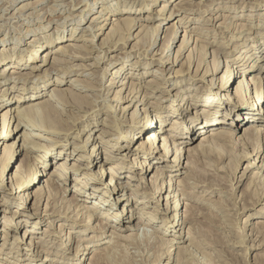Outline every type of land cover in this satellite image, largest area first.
Instances as JSON below:
<instances>
[{
  "label": "rangeland",
  "instance_id": "obj_1",
  "mask_svg": "<svg viewBox=\"0 0 264 264\" xmlns=\"http://www.w3.org/2000/svg\"><path fill=\"white\" fill-rule=\"evenodd\" d=\"M86 1L91 4V7L93 5L92 3L96 1L93 9L88 13V17L94 15L99 17V19L101 20L102 17L104 18L107 16V13H105V11H108V8L106 7L113 5L115 7L114 9H117L116 11H114V13L109 12L108 15L109 17H118V20H116L118 22L109 19L108 21L110 23L107 25L105 33H98L95 37V42H98L97 44L99 46H94L91 41L89 42L78 40L79 37L83 36L91 38L89 33L90 31L92 32V28L94 29V26L98 24V22H100L99 19L95 22H92L91 26H89V18H86L84 22L78 24L79 29L72 34V31L74 30L72 27H74L76 23H78L77 20L80 21V16L74 15L81 12V9L86 6L84 4ZM107 1H110V3H107ZM151 1L152 0H85L83 3H80L81 0H0V55H3L2 57H0L3 59L2 61H0V71H2V65L6 61L11 60L8 66L10 67L14 63V58L19 55L18 53L14 54V51L9 48L15 43L14 41H16L18 35L27 39L29 38L30 40L34 37H42V35H45L46 37H52L59 31L62 32L65 41L71 40V42L75 43V45L71 47L69 46L70 50L67 54H52L51 58L48 56L47 58H50V61L47 62V64L42 63V60L46 53L45 49L48 47V44H45L42 47L41 56H39L38 60L21 68V75L29 74L30 76L15 79L8 77V74H6L5 76L7 79H1L2 77H0V93L3 91L4 87L11 88L12 86H14V84V88L8 91L9 95L13 96L17 93L24 94L27 92L29 94V97L27 96V98L23 99L21 103H17L14 105H21L22 108L23 106H26V103H28L30 99H33L35 97H40V100H46L48 98V95H50V91L53 87H59V89L63 88L68 90L72 89V91H74L76 94L70 99L69 104H64L61 101L55 99L53 108H50L49 115L51 117H53L55 120H64V123L62 122L59 127L61 133L60 131L59 133H57L58 131L55 132L51 130L42 131L43 134L48 135L52 140L46 141L38 139V142H40L41 144L52 147V150L49 151L48 154V156L51 157V160L50 158H47V160L49 159L47 161L49 163V166L46 167V172L54 169L55 162L58 160L60 161L61 159H63L62 161H66V165L69 166V171L72 170L69 162L71 163L73 161H77L79 155H86L85 157L91 156L89 151L90 149H92L93 144L90 141L88 142L89 135L91 134L92 136H97L103 133L104 130L107 131L103 136L104 139H106L108 142H99V156L95 159L93 167L90 169L88 168V171L84 169L83 173L91 172V175L95 174V177L97 175L98 178L97 173L101 168L99 161L106 157V153L114 155L115 158L109 162L102 161L101 163H104L105 166L115 161L123 162L126 164V167L121 171V181H133V184H131V186L127 188V191H129L128 193H130V188L134 191H139L140 193L145 191V189L141 186L136 188L137 185L143 184V182H141L140 178H138V176H136V174L134 173V171H140V169L136 167L132 168V164L134 163V161L136 162V160L134 159L138 158L141 160H146V162H151V166L159 164L160 167L162 166L161 168H165V173L162 176L163 180L160 179L159 181H157L158 184L155 186V191H153V193L151 191V193L149 192L147 194H137L139 202L136 203L135 200L129 199L128 201L126 199L118 201L116 204H114L113 207L107 206L105 209L103 207L99 208H101V211L107 210L111 212L113 211L114 213H122L123 206L125 205V207L131 210L133 214H136L137 212H139V209H137L135 205L140 204V206H143V203H140V201H146L147 206L146 208H144L145 215L151 216V213H154V215L152 214V216L155 217V220L153 222H150L148 226H144L146 227L145 229L147 231L149 230L150 232L153 231V233L158 237L171 238L174 242L176 241L177 244H180V241L176 239L177 237L174 236L177 233H175L174 231L170 232L169 230H165L160 227V225L165 226L166 220L164 219L168 218V216H171L174 213L167 208L165 200L170 188L169 184L166 185V182L168 183L170 179V176H166V173H169L170 170H172L171 166L174 164L172 162L163 163V160L158 158L164 156V153L150 154L144 153L140 150H136V147L140 144V142H144L149 137L148 133L141 137L140 140L135 139V141L128 149H118L114 151V149L112 148L109 149L110 147L108 145L110 144L108 143L111 142V137L114 138L116 136H120V134L122 133L124 134V132H121L120 129H122V131L130 130L132 125L135 124L136 121L144 117L146 108L148 109V112L153 115L155 122V129H153L149 133L157 131V133H159L161 137H167V139L170 140L169 144H172L175 147L171 150V154L175 152L176 155V153H178L176 147L180 145L182 140L176 138V136H169L172 133L178 134L177 131L173 132L172 124L175 123V121L184 122L182 121V117L190 114L193 108H191L189 112L184 111L182 116L177 113H173L172 111L170 112L165 108L160 110L156 115L157 110L154 107V104L156 105L155 102L160 100L161 97L166 96L163 99L164 106L168 107L172 105L171 103H178L179 100H177L176 96L173 94V92L175 91H169V95L164 92L167 87H170L169 89H171L177 83H182L184 85L185 93L187 95L197 93L202 94L203 92L208 91L211 88H214V90L218 89L217 85L220 84L222 75H224L227 70V63L229 65L235 64V66H237L239 70H243L242 68L244 66L238 62L236 63L239 55L242 54L243 51L248 49L250 45L258 44L259 42H262L264 40V1L186 0L189 1L190 4L187 3L183 5V8H181L179 12L174 14L170 19L164 20L162 23V25L166 24V26H169L174 21L181 18L185 21V23H187V26L185 27L186 29L182 32L179 38L177 37L175 39V44L170 47L171 58L172 56H175L177 53H179L176 56L175 62H165L164 64H161L162 58L160 55L156 54V52L159 51V49L163 45L164 41H166L164 39L159 40L154 47L150 48L149 52L153 53L149 55H145L142 49H139V51L137 52L132 51L134 47L133 45H135L138 39H127V36H129L128 34L125 36L126 41L124 39L122 43H117V45L111 44L110 41V44H108V42L106 46L100 44L102 40L108 37L113 27H118L120 25L119 21L124 23L127 16L137 17L135 19L139 23L131 31L132 35L134 34L133 36H136V33H138L140 29L143 28L141 23H143V25L149 24L150 26L154 24V21L147 20L146 18L147 15L155 17V19H158V17H160V15L158 14L151 15L150 12L146 13L148 4ZM163 3L167 4V9L174 10L175 6H177V0H158V2H156V5H154L159 10V12L163 8ZM126 5H133V10L131 12H125L124 10H122ZM225 5L227 6L226 8H224ZM102 7H104L105 9L104 12H99ZM32 12L35 13V16L32 14ZM37 14H39V16ZM67 16H73L74 18L66 19ZM175 17L177 18L175 19ZM14 26H16V28H14ZM29 28L33 30H30ZM162 28L163 26H161V29ZM19 30H22L23 33H18ZM164 34L165 33H162V36H164ZM147 36H149V34ZM2 37H5L6 40L2 41ZM158 37H160V34ZM37 42L38 44H44L42 43V40H39ZM259 45L261 46H259V49H256V51L255 49H251L248 51L254 52L252 54V58L256 57V59L259 60V65H264V43H259ZM27 46L28 45H25L24 48H28ZM235 47L241 48L242 51L240 53L238 51L236 52V50H234ZM5 48L7 50H3ZM205 50L208 51L207 54L204 53ZM215 51L217 52L215 53ZM202 52L206 54L205 57L207 58V60L209 62L211 61V66L216 60L218 61V59L221 58V64L218 71H214L212 67L208 66V63H204V61H202L201 57L204 55ZM24 53H28V50H25ZM56 60H60L61 62L63 61L64 64L59 65L57 63H54L53 61ZM122 61H125L123 63L125 65H122L121 63V65L119 66H123L124 75L128 71H135V68L131 67H137V65H140L138 69H136L137 72H140V74L137 75V77L140 78L136 79L137 82H139L138 88L140 87V90L135 100H124L119 102V106H123V108L125 107V110H118L114 113V115H112L106 106L104 98L108 99L109 103L111 104L118 103L114 101V99H116L115 93L116 91H118V86H116V84L111 85L112 79L116 78L118 74L114 75L112 74V71L118 68V63ZM249 62L250 60L247 63ZM32 64H36L39 69L32 70ZM107 65L109 66V70L105 71V67ZM65 67L67 68V70L65 72H62L60 69ZM249 73H252L253 75L259 74L260 76L264 77V71H258L256 68H249V70H246L245 74L248 75ZM156 75H163V77L164 75H167V77H169V81H163L164 79H159ZM55 77L62 78V84H55ZM75 78L78 80H73ZM102 78L103 80H101ZM242 79L243 76H240L238 74L235 77V83H233V86L228 89H230V91H233L234 93L236 91V85ZM13 80L15 82H13ZM191 82L194 83L192 84ZM212 83H215V87ZM8 84L9 86H6ZM38 84V89H41V92L37 93V95L35 96H32L33 91L36 90L34 89V87L38 86ZM44 85L46 86L42 89ZM85 87L87 88L85 89ZM251 91H253L254 95L256 92L255 85H252ZM87 94L90 96L89 98H85L84 100L82 99L83 97L80 96ZM96 98L100 102L99 106H96L94 104V99ZM152 101L154 102L153 104L151 103ZM224 101L225 102L221 103L222 105H220V107L215 109L216 111L213 110L216 112V115L220 120H224V118L226 117V113H229L232 109V107L228 105L229 100ZM217 102L218 101H215L214 104H216ZM93 109L95 110L93 111ZM5 113L6 109L4 111L0 110V131H3L6 128L9 121H11L10 126L14 127L15 131L12 132L9 137L2 138L0 135V176H2V174L4 173V165L2 164L4 147L6 143L12 144L13 141H17V153H13L14 147L11 146L7 150V154L11 157V161L8 167L5 169V184L10 185V176L19 167L21 162L28 156H30V158L32 159V164H34L35 161L38 162L36 157H38L40 151L36 149L26 150L22 148L23 138L25 137L23 135V132L28 130L30 131L32 127L28 126V128H26L24 125H18L19 118L11 119L9 115L5 116ZM159 115L163 116V123L156 120ZM6 117L7 119L5 120ZM236 117L237 115H235V118ZM228 118H225L226 120L224 123H222V125L215 127H208L204 123L203 125H205V127L197 131V134L192 140L191 145L193 147H196L202 139V134L205 133V135L209 136L212 143H216H213L215 148L218 147V149H223V146L221 144H223L224 140H219L217 137L212 136L210 133L214 132L216 134L218 131L227 130L229 127L232 128L234 135L237 137V140H239L242 134V130L240 131V128L244 123L247 122V120H245L244 122H240L236 126H233V121L231 120L228 122ZM115 124H119V130H115L114 128H112ZM160 125H162L163 129L159 128ZM27 138L29 139L30 137ZM185 141L184 145H186ZM93 142L96 141L94 140ZM85 143L87 145H85ZM158 143L159 146H163L164 143L162 138L159 139V141L157 139V144ZM77 145H83L85 146V149L74 151L73 148ZM219 145L222 147H220ZM88 148L90 149L88 150ZM227 148L232 150L231 147ZM111 150L113 152H111ZM234 150L236 154L233 153L234 155H231V157H229L233 159L232 161H230V159L226 156L217 161H214L208 156L200 155V166H198L200 167L199 170L201 169V171L203 172L206 180L204 178V180L200 179L201 181H195L191 179L192 184L185 188L186 191L190 192L180 195L181 204L179 206V212L181 213V217H184L183 214H187V212L185 213L187 206L195 205L198 208L197 212L199 211L197 220L192 223L188 222L184 227L186 231H190V228L196 231L187 234L185 239H183V243H181L186 247L185 249H188V255L191 257H188L189 259L186 258V260H190L188 261L190 263L187 264H264V197L261 200V203L256 204H253V201L247 204L246 200L243 199V190L249 188V190L251 189L254 191L255 189L264 187V182L262 184H259L261 186H254V180H258L256 179V177H254L256 176V172H260L259 175H262L261 181H264V166L261 167V169L258 168L261 164L264 165V152L263 154L259 153V155L257 156L253 154L251 157H245L244 155L252 154V150L250 151L242 145L239 146L238 149L234 148ZM59 152L61 153L58 154ZM232 152L234 151L232 150ZM171 154L168 155L169 158L174 157V155L172 156ZM130 156L132 157L131 159ZM238 156L240 158H238ZM126 157L129 158L126 159ZM81 162H85V164H87V161L85 160H82ZM39 164L41 163L39 162ZM165 164L169 165V167L163 166ZM181 167L182 165L179 168ZM155 171L156 168L149 173L148 178L151 179L150 176H152ZM189 171L190 170H186L183 168V172L178 171L177 174H175V172H171L170 174L173 175V178L177 180L176 182L178 183V180H185L187 179V177H190L191 172ZM70 174L72 176L74 175V172H71ZM129 175H132L130 179L128 178ZM45 178V173L41 174L37 180V185L41 187L47 185V182L42 181V179ZM109 179L110 175L107 176L105 185L103 184L100 186L101 189L106 187ZM59 182H61L63 188L60 190L56 198L51 197V199H48V192H46V195H44L38 202V206L34 205L35 198H33L30 203L31 208H28L26 210L23 207L18 206V198L20 197V194L23 190L19 194L17 193L14 196V194H11V190L8 188V185H3V187L0 185V250L2 248V251H0V260L2 263L11 264L10 260L17 261L20 264H27L32 262L31 259L33 258V256H35V254H24L27 248L33 247L29 244L31 243V236L33 237L34 241L42 243L43 248L47 250L45 252H40V254H36L38 257L46 258L43 264L73 263L74 261H76V258L78 260L75 249L79 244H88L91 247L89 253H86L84 255L87 257L86 262L81 264H92V255H95V253H97L96 255L98 257L99 253V255L104 256L106 254L105 250L107 249L106 251H108L109 247L112 248L113 252L110 251V254H108L110 257L104 264L178 263L179 257L176 253L175 247L169 248L171 249L169 250L168 245H165L162 248L160 243L156 244L158 246H146L147 244L145 243H147V241L143 240L146 239L145 236H143L144 224L141 225V229L139 231L117 229L115 231L117 232L118 236H116V234L110 236L109 234H111L112 230H114L112 226L107 225V230L104 231L105 229L102 228L101 222L98 219L91 220V225L94 227L89 225L85 228L83 227L84 225L75 222L70 217H65L63 213H60V211L55 212L56 208L57 210H59L58 207H60L62 201H65L67 203L71 201V196L75 189L74 185L76 183V181L74 182L72 178H67L65 182L59 180ZM176 182L174 184V188L175 186H178ZM207 182H209V185L206 184ZM210 182L213 183L210 184ZM46 187V191L52 189V187ZM157 187L159 188L157 189ZM54 190L55 189H53L52 191ZM83 190V195L86 198L88 196V198L85 199L84 196H81V200H79L77 208L81 209L79 210V215H83L86 217L88 214L86 213V208H84L83 205L90 204V202L92 204L95 198L98 197V193L93 194L94 190L89 186L85 187ZM176 190L178 191L179 189L175 188L170 195L172 196V194L180 192V190L178 192ZM124 193H126V191H119V195L118 193H114L110 199L112 200L114 196H121V198H126L128 193ZM10 195L11 197L13 195V198H10ZM3 197L9 198L8 207L2 205ZM182 202L188 203V205L185 206V204H183ZM19 208L21 209V213H16L15 215L14 209ZM131 211L126 213L125 210L122 216L124 218H127L128 216H130ZM97 214L100 216V213L97 212ZM3 215H6L7 217L4 218ZM10 217L13 219H17V223H21L23 219L29 220L31 222L23 223L19 234H17V237L14 236V233H11L7 242H5V240L3 241V228L5 220L9 219ZM245 219H249V223L246 227L242 225ZM147 220L148 219H145V221ZM35 221H38L37 226L33 228L36 232L34 234H30L27 240L28 242H26L27 235L29 233L27 232L25 234V231L27 229H30V225H33L34 223L32 222ZM134 223H136V220L133 221V224ZM179 226L180 225H178V227ZM259 226H261V229L263 228L262 231ZM61 228L63 230V233H66L65 229H73L75 231L85 230L86 232L84 235H80L78 232H75V235L79 234L80 237L85 239H82L80 242L77 241L78 243L76 242L71 247H62V245H64L68 241L64 243L62 241V236L61 238L56 236V233H58V231L62 232ZM124 228L125 227L122 226V229ZM164 231H166V233L168 234L162 235V232ZM135 232H139L140 237H142L141 246H135L132 244L133 238L131 239V236H129V234ZM66 235H68V231ZM119 235L121 238L119 237ZM127 235L130 237L129 240L125 239L128 237ZM122 236L125 238H123ZM65 237L66 236H63V240ZM158 237H156V240L160 241V238ZM20 238H24V241L20 242ZM40 238H43L45 240H41ZM97 239H100L101 245H94V242H97L95 241ZM192 239L194 242L193 244H190ZM130 242L131 244H129ZM13 243H15V245L18 244L20 248L14 247ZM111 243L115 244L116 246ZM144 245L146 248L144 247ZM169 245H171V243ZM159 246L161 247L159 248ZM72 249H74V252H72ZM13 250L19 252H14ZM157 254L160 255V262L154 261ZM6 258L9 260H5ZM53 259L58 260V262L52 261ZM35 262L36 261H34V263Z\"/></svg>",
  "mask_w": 264,
  "mask_h": 264
},
{
  "label": "bare ground",
  "instance_id": "obj_2",
  "mask_svg": "<svg viewBox=\"0 0 264 264\" xmlns=\"http://www.w3.org/2000/svg\"><path fill=\"white\" fill-rule=\"evenodd\" d=\"M84 1L85 0H81L80 3H83ZM156 2H158V0H152L148 4V9L146 10V13L150 12L151 15H155V14L160 15V17H158V19L157 18L155 19V17H151L150 15L149 16L147 15V17H146L147 20L154 21V24H152L150 26L149 24L143 25V23H141L143 28H141L140 31L138 33H136V36H133L134 34L132 35L131 31L139 23L135 19L137 17H128L127 16L124 23L119 21L120 25L118 27H113L111 33L108 32L109 33L108 37H106V39L102 40L100 42V44L103 46H106V44L110 41L111 44L117 45V43H122L125 39V36L128 34L129 36H127V39H133V38L138 39L136 41L135 45H133L134 47H133L132 51L137 52V51H139V49L140 50L142 49V51L144 52L145 55L146 54L149 55V54L153 53V52H149L150 48L154 47L155 44L159 40L164 39L166 41H164L163 45L161 46L159 51L156 52V54L161 56V58H162L161 64H164L165 62H175L176 56L179 53H177L175 56H172V58H171L170 47L175 44V39L177 37L179 38V36H181L182 32L186 29L185 27L187 26V23H185V21L182 18L177 19L176 21H174L169 26H166V24L162 25V23L164 20L170 19L174 14L179 12L181 10V8H183V5L189 3V1L177 0V6H175V9L173 8L174 10L167 9V4L163 3V5H162L163 8L160 10V12L155 6ZM107 3H110V1H107ZM76 4H78V3H76ZM84 4L88 7L85 6L86 8L85 7L82 8L81 12L79 14L74 15V16H80V21L77 20L78 23H76V25L74 27H72L74 29L72 31V34L75 33L79 29L78 24H80L81 22H84V20L86 18H89V21H90L89 26H91L92 22H95L99 19V17L94 16V15L88 17V13L93 9L94 5L96 4V1H94L92 3L93 4L92 7H91V4H89V2H87V1ZM132 6L126 5L124 7V9H122V10H124L125 12H131L133 10ZM189 6H191V5H189ZM226 7L227 6L225 5L224 8H226ZM106 8H108V11H105V13H107V16L104 18L102 17L101 20L99 19L100 22H98V24H96L94 26V29L92 28V32L90 31V33H89L91 38L90 37L88 38V37H85L82 35L83 37H79L78 40L89 41V42L91 41L94 46L98 45L97 44L98 42L97 43L95 42V37L97 36L98 33H101V34L105 33L107 25L110 23L108 20L109 19L110 20L112 19L114 21L118 20V17L114 18L111 16L109 17V15H108L109 12L114 13V11H116L117 9H114L115 7L113 5L108 6ZM104 10H105L104 7H102L99 12H104ZM32 14L34 15L35 13L32 12ZM39 14H37V15L39 16ZM70 16H67L66 19L74 18L73 16L72 17H70ZM90 18H91V20H90ZM176 18L177 17H175V19ZM116 22H118V21H116ZM161 26H163L162 29H161ZM14 28H16V26H14ZM17 29H18V27H17ZM30 30H33V29H30ZM179 31H180V34H179ZM19 32L23 33L22 30H19L18 33ZM162 33H165L164 36H162ZM148 34H149V36H147ZM159 34H160V37H158ZM1 40L4 41V40H6V38L2 37ZM39 40H42L43 41L42 43H44V44H38L37 41H39ZM125 41H126V39H125ZM14 42H15L14 43L15 45L13 44L9 48L14 51V54L18 53L19 55H17L14 58V63L10 67H8V66H9L11 60L6 61L2 65V71H0V77H2L1 79H7L5 76L6 74H8V77L15 78V79L25 78V77L30 76L29 74L28 75H26V74L21 75V72H22L21 68H23L24 66H26L30 63H34L35 61H37L39 56H41V50L45 44H48V47L45 49L46 53H45L44 58L42 60V63H44V64L45 63L47 64V62L50 61L52 54H59V53L60 54H67L68 51L70 50V47L75 45V43L71 42V40L65 41L62 32H59V31L52 37H46L45 35H42V37H38V38L34 37L30 40H29V38L27 39V38H24V37H21L18 35L16 38V41H14ZM110 42L108 44H110ZM259 43L263 44L264 40L262 42H259ZM259 43L250 45V47H248V49L243 51L246 53L242 52V54L239 55L236 63L238 62L241 65H243L244 66L242 68L243 70H239L238 67L235 66V64L229 65L227 63V70L224 73V75H222V79L220 78L221 82H220V84L217 85L218 89L214 90V88H211L208 91L203 92L202 94L197 93V94H192V95L188 94L187 95L185 93L184 85L182 83H177L171 89H169L170 87H167L164 92L169 95V91H171V90L175 91V92H173V94L176 96L177 100H179L178 103H171L172 105H170L168 107L164 106L163 105V103H164L163 99L166 96L161 97L160 100L155 102L156 105L154 104V107L157 110L156 115L159 113L160 110L165 108L166 110L168 109L170 112L172 111L173 113H177L180 116H182L184 111L189 112V110H191V108H193V110H192V112H190V114L182 117V121H184V122L175 121V123L172 124L173 125V132L177 131L178 134L172 133L169 136L170 137L176 136V138L182 140L180 145L178 147H176V149L178 150V153H176V155H175V152H173L171 154V150L175 147H174V145L169 144L170 140H168L167 137H165V136L161 137L159 135V133H157V131H153L152 133H149L153 129H155L154 128L155 122H154L153 115H151V113H149L148 109H146V108H145L144 117H142L140 120L136 121V123L133 124L132 127L130 126L131 127L130 130H127V131L123 130L122 131V129H120V127H119V124H115L112 127L115 130L120 129L121 132H124V134L122 133V134H120V136H118V137L116 136L114 138L111 137V140H110L111 142L108 143V144H110V145H108L110 147L109 149L112 148V149H114V151H116L118 149H121V150L128 149V148H130L131 144L135 141V139L140 140L141 137H143L145 134L148 133L149 137L144 142L141 141L140 144L136 147V150H140L144 153H150V154H153V153L154 154H156V153H162L163 154L164 153V156L158 157V158L162 159L163 163L164 162H169V163L172 162L174 164L172 166L170 165L172 170H170L169 173H166V176H170L168 183L165 181L166 185L167 184L170 185L169 193L166 195V199H165L166 205H167V208L170 209L171 211H173L174 213L171 216H168V218H165L164 219V220H166L165 226L160 225V227L165 229V230H169L170 232L174 231L175 233H177L174 236L177 237L176 239H178L180 241V244H177V242L176 241L174 242L173 239H171V238L158 237L153 233V231L150 232L149 230L147 231L145 229L146 227H144V226H148L150 222H153L155 220V217L152 216V214L154 215V213H151V216L145 215V209L144 208H146V206H147L146 201H142V200L140 201V203H143V206H140V204L135 205V207L137 209H139V212H137L136 214H133V212L131 210H129L127 207H125V205L123 206L122 213H118V212L114 213L113 211L111 212V211H107V210L101 211L102 207L104 209L107 206L113 207L114 204H116L118 201H121V200L127 199L129 201V199H131V200H135L137 203V202H139V199L137 198V194L140 193L139 191H134L131 188H130V193H128L129 191H127V188H129L131 186V184H133V181H129V180H127L126 182L121 181V173H122L121 171L123 168L126 167L125 163L115 161V162H113L109 165H106V166L104 163L103 164L101 163L102 161L109 162L115 158L114 155H112L110 153H106L107 154L106 157L99 161L101 168H100V171L98 173L96 172L98 174V178H97V175L95 177V174L91 175V172L83 173L84 169H86V171H88L87 170L88 168L90 169L93 167V163L95 162V159L99 156V153H98L99 147H100L99 142H101V141L108 142L106 139H104V136H103L104 133L107 131L104 130L103 133H101L97 136H92L91 134L89 135L88 142L90 141L93 144L92 149L88 148V150L90 149L89 153L91 154V156L85 157L86 155L85 156L81 155L82 156L81 157L79 155V158L81 157L83 159L78 158L77 161H73L71 163L69 162L72 170L69 171V166L66 165V161H62L63 159H61L60 161L58 160L55 162V168L54 169L46 172V167L49 166V163L47 162L49 159L47 160V158H50V160H51V157H49L48 154H49V151L52 150V147H48L46 145L41 144L40 142H38V139H40V140L42 139V140H46V141L52 140L51 137H49L46 134H43L42 131H50L51 130V131H55V132L58 131L57 133H59V131H60L59 127L62 124V122L64 123V120L63 121L55 120L53 117H51L49 115L50 108H53V106H54L53 103L55 102V99L61 101L64 104H69L70 99L76 94L74 91H72V89L68 90V89H63V88L59 89V87L58 88L53 87L52 90L50 91V95H48V98L46 100H40V97H35L33 99H30L28 101V103H26V106H23L24 108L23 107L21 108V105H16V106H14V105L17 103H21L23 99L27 98V96L29 97V94L26 92L24 94L23 93H17L15 95L11 96L8 94V91L11 90L12 88H14L15 84L11 88L10 87H4L3 91L0 93V110L4 111L6 109V113L4 115L5 116L9 115V117L11 119L12 118H16V119L19 118L18 119V125H24L26 128H28V126L32 127V129L30 131L28 130V131L23 132V135L25 137L23 138L22 148L26 149V150H28V149H32V150L34 149L35 150L36 149V150L40 151V154H38V157H36L38 162L35 161V163H34L32 161L34 164L31 163L32 159L30 158V156L26 157V159H24L21 162L19 167L10 176V181H9L10 185H8V184H5V169L10 164L11 157L8 156L7 150L11 146V147H14L13 153H17V149H16V142L17 141L16 140L13 141L12 144L6 143V145L4 147V153H3V159H2V164L4 165V173L2 174V176H0V182H1L0 185L2 187H3V185L4 186L8 185L9 186L8 188L11 190V194H14V196L17 193L19 194L23 190L22 193L20 194V197L18 198V201H19L18 206L23 207L26 210L28 208H31L30 203H31V200L33 198H35V204L34 205L38 206V202L40 201V199L44 195H46V192H48V199L49 198L51 199V197L56 198L58 196V193L60 192V190L63 188V185L61 184V182H59V180H62L65 182L67 180V178H70V179L72 178V180H74V182L76 181V183L74 185L75 189H74V192L72 193V196H71L72 199L68 203L65 201H62V204L60 205V207H58L59 210H57V208H56L55 212L60 211V213H63L65 215V217H68V218L70 217L75 222H78V223L84 225L83 227H85V228L88 227L89 225H91L92 219H94V220L98 219L101 222L102 228L105 229L104 231L107 230L106 229L107 225L112 226V228L114 230H112V233L109 234L110 236L113 234L114 235L116 234V236H118L117 232L115 231L117 229L118 230H130V231L131 230H135V231L138 230L139 231L141 229V225L144 224L143 225V232H144L143 236H145L146 239H143V240L147 241V243H145V244H147L146 246H155L157 243H160L162 248L165 245L166 246L168 245V249L175 247L176 253L179 257V259H178L179 261L176 264L190 263V262H188V261H190L188 259L191 258L188 255V249H185L186 247L184 245H182L181 243H183V241H184L183 239H185L187 234H190L191 232L194 231L192 228H190V231L189 230L186 231L184 229V227L187 225L188 222L192 223L195 220H197V217L199 215V211L197 212L198 208L195 205L187 206L186 211H185V213L187 212V214L186 215L183 214L184 217L183 216L181 217V213L179 212V209H180L179 206L181 204L180 195L186 194L187 192L188 193L190 192V191H186L185 188L192 184L191 179H193L195 181H201L200 179L204 178L206 180L201 169L199 170V168H200L199 167L200 166L199 156L200 155L208 156L209 158H212L214 161H217L221 158H224V156L229 158V157H231V155L232 156L234 155L233 154V153H235L234 148L238 149L239 146H241V145L243 147L249 149L250 151L252 150V154L244 155L245 157H249V156L251 157L253 154L257 156V155H259V153L263 154V152H264V77L260 76L259 74H254V75L252 73H249L248 75L245 74L246 70H249V68H253V69L256 68L258 71H261V72L264 71V65H259L260 64L258 62L259 60H257L256 57L252 58V54L254 52L248 51L251 49H255V51H256V49H259V46H261V45H259ZM25 45H28L27 46L28 48L25 49L24 48ZM78 46H80V45H78ZM3 50H7V49L5 48ZM25 50L26 51L28 50V53L25 54L24 53ZM234 50H236V52L238 51L239 53L242 51V49L238 48V47H235ZM207 52L208 51L205 50L204 53L207 54ZM216 52L217 51H215V53ZM206 54H204L201 57L202 61H204V63H208V66L212 67L214 71H218L220 68V64H221V58H219L218 61L216 60L213 63L214 66L213 65L211 66V61L209 62L207 60V58L205 57ZM2 56L0 55V57H2ZM48 56L50 58H47ZM2 60L3 59L0 58V61H2ZM54 60H55V58H54ZM249 60H250V62L247 63ZM53 62L57 63L59 65L64 64L63 61L61 62L60 60H58V61L56 60ZM124 62L122 61V62L118 63L117 66L121 65V63H122V65H125V64H123ZM42 63H41V65H42ZM136 63H138V62H136ZM31 66H32V70H38L39 69V67H37L36 64H32ZM139 66L140 65H137V67L136 66L131 67V68H135V71H128L125 75L123 73V66H119L114 71H112V74H114V75L118 74V76L116 78L112 79V83H111V85L116 84V86H118V91H116V93H115L116 99H114V101H116L118 103L117 104H113V103L111 104V103H109L108 99L104 98L106 106L112 115H114V113L118 110H120V111L122 109L125 110V107L123 108V106L122 107L119 106V102L124 101V100H133V99L135 100V98L137 97V94L140 90L139 89L140 87L138 88L139 82H137L136 79L140 78V77H137V75L140 74V72H137L136 69H138ZM56 69H58V68H56ZM121 69H122V71H121ZM60 70L62 72H65L67 70V68L65 67V68H62ZM108 70H109V66L107 65L105 67V71H108ZM44 72H46V71H44ZM238 74L240 76H243V79L238 82V84L236 85V91L233 93V91H230V89H228V88L233 86V83H235V77ZM156 76L159 79H164L163 81H166V82L169 81V77H167V75H164V77H163V75H156ZM73 80H78V79L75 78ZM101 80H103V78ZM13 82H15V81L13 80ZM62 82H63L62 78L55 77V79H54L55 84H62ZM191 83L193 84L194 82H191ZM39 84H38V86L34 87V89H36V90L33 91L32 96H35V95H37V93L41 92V89L40 90L38 89ZM212 84H214V87H215V83H212ZM252 85H255V88H256V92L254 95H253V91H251ZM6 86H9V84ZM45 86L46 85H44L42 87V89L45 88ZM86 88L87 87H85V89ZM183 91H184V93H183ZM233 94H234V96H233ZM59 96H60V98H59ZM80 96H82L83 97L82 99L84 100L85 98L86 99L89 98L90 95L87 94V95H80ZM251 99H253V100H251ZM13 100H14V102H13ZM224 100H226V101L229 100L228 105L230 107H232L230 112L226 113L225 118L227 119L228 117H230V118H228V122L232 120L233 121L232 125L236 126L240 122H244L245 120H247V122L244 123L240 128V131L242 130V134H241L240 139L237 140V137L234 135L232 128L229 127L227 130L218 131L216 134L214 132L210 133L212 136L217 137L219 140H222V141L224 140L223 144H221L223 147L219 145L223 149H220V148L218 149V147L215 148V146L213 145L214 142L212 143L209 136L205 135V133L202 134V137H201L202 139L199 142V144L196 147L195 146L193 147L191 145V142L194 139L195 135L197 134V131H199L205 127V125H203L204 123L208 127H211V126L215 127V126L222 125V123L225 122L226 119L224 118V120H220L219 117L216 115V112H215L216 111L215 109L220 107V105H222L221 103L225 102ZM215 101H218V102L216 104H214ZM189 102H190V104H189ZM151 103L153 104L154 102L152 101ZM94 104L96 106H99L100 102L97 98L94 99ZM177 106H179V107H177ZM102 107H103V105H102ZM212 107H213V109H212ZM41 109H42V111H41ZM100 109H101V107H100ZM94 110L95 109H93V111ZM96 110H98V109H96ZM213 110H215V111H213ZM235 115H237L236 118H235ZM6 119H7V117L5 118V120ZM11 119H9V120H11ZM156 120L160 121L161 123L164 122L162 115H159L158 118H156ZM0 123H1V117H0ZM10 123H11V121H9L7 123V126L3 131H0V135L2 138L9 137V135L15 131L14 127L10 126ZM116 126H117V128H116ZM159 128L163 129L162 125H160ZM156 129H157V125H156ZM35 131H38V132H35ZM60 133H61V131H60ZM27 137H30L29 138L30 140ZM161 138H162L163 143H164L163 146H159V143L157 144V139L159 141V139H161ZM144 139H145V137H144ZM94 140L96 142H93ZM185 140H187V141H185ZM184 141L186 142V145H184ZM125 142H127V143H125ZM138 143H139V141H138ZM214 144H216V143H214ZM85 145H87V144L85 143ZM18 146H19V144H18ZM227 147H231L234 152H232V150L227 148ZM81 149H85V146L77 145L76 147L73 148L74 151H78ZM0 151H1V146H0ZM111 152H113V151L111 150ZM60 153L61 152H59L58 154H60ZM169 154H171L172 156L174 155V157L169 158L168 157ZM56 155H57V153H56ZM128 158L129 157H126V159H128ZM131 158L132 157L130 156V159ZM238 158H240V157L238 156ZM229 159H230V161L233 160L232 158H229ZM82 160L87 161V164H85V162L84 163L81 162ZM134 160H136V162L134 161V163L132 164L133 165L132 168L136 167V168L140 169V171L136 170V172L134 171V173L136 174V176H138V178H140V181L143 182V184L137 185L136 188L140 187V186L143 187L145 189V191L142 192L143 194L144 193L147 194L149 192L151 193V191L153 193V191H155V186L158 184L157 181H159L160 179L163 180L162 176L165 173V168H161L162 166L160 167L159 164L151 166V162H146V160H141L138 158L134 159ZM39 162L41 164H39ZM50 164H51V161H50ZM96 164H98V163H96ZM192 164H194V165H192ZM181 165H182V167L179 168ZM163 166L169 167V165H167V164H165ZM263 166L264 165L261 164L260 167H258V168L261 169V167H263ZM155 168H156V171L152 176H150L151 179L148 178L149 173L152 170H154ZM183 168L186 170H190L189 172H191L190 173L191 175L189 178L187 177V179H185V180H178V183H177L176 182L177 180H175L173 178V175L170 173L175 172V174H177L178 171L183 172ZM2 169H3V167H2ZM71 172H74V175L71 176V174H70ZM44 173H45L46 178L42 179V181L47 182V185H45L44 187L43 186L41 187V186L37 185V182H38L37 180H38L39 176L41 174H44ZM147 173H148V175H147ZM259 173H260L259 171L256 172V176H254L259 181L258 180L255 181L253 179L254 180V186L256 185L257 187L259 184H262L264 182V181H261L262 175L261 174L259 175ZM108 175H110V179H109L108 183L106 184V187L101 189L100 186L103 184L105 185V181H107ZM131 177H132V175L128 176L129 179ZM203 180H202V182H203ZM175 182L178 185L177 187L175 186V188L179 189L180 192L172 194V196H171L170 195L171 192L175 189L174 188ZM212 183L210 182V184H212ZM206 184L209 185V182H207ZM46 186L52 187V189H50L49 191H46V188H47ZM87 186H89L90 188H92L94 190L93 194L98 193V197L95 198V200L92 204H91V202H90V204H84V205L82 204L83 207L86 208V213L88 214L85 217L83 215H79V210H81V209L77 208L78 207L77 204L79 203V200H81L80 197L84 196L83 195V193H84L83 189ZM259 186H261V185H259ZM158 188L159 187H157V189ZM53 189H55L54 190L55 192L52 191ZM149 189H150V191H149ZM119 191H122V192L126 191V193H128L127 197L121 198V196L120 197L114 196L113 197L114 201H113V199L111 200L110 198L112 197V195L114 193H116V194L118 193V195H119ZM126 193H124V194H126ZM142 193H140V194H142ZM263 193H264V187H260V189H255L254 191L251 189L249 190V188H248V189L243 190V199L246 200L247 204L252 202V201H253V204L261 203V200L264 197ZM177 197H179V198H177ZM10 198H13V195H12V197L10 195ZM87 198H88V196H87ZM87 198L85 197V199H87ZM8 203H9V198L3 197L2 205L8 207L9 206ZM182 203L185 204V206L188 205V203H184V202H182ZM99 207H101V208H99ZM125 210H126V213L131 211L130 216H128L127 218H124L122 216L123 212ZM97 212L100 213V216L97 214ZM16 213H21V209L20 208L14 209V214L16 215ZM3 216H4V218L7 217L6 215H3ZM10 218L5 220V224H4V228H3V231H4L3 232V234H4L3 241L5 240V242H7L11 233H14V236L17 237V234H19L21 226L23 223L31 222L29 220L23 219V221L21 223H17L16 222L17 219H13V218L10 219ZM145 219H148V220L145 221ZM135 220H136V223L133 224V221H135ZM32 223H34V224L30 225L31 228L27 229L25 231V234L27 232L29 233L27 235L26 242H28L27 240H28L30 234H34L36 232L33 228H35V226H37L38 221H35ZM248 223H249V219H245V221L242 225H244V227H246L248 225ZM63 225H65V224H63ZM178 225H180V226L178 227ZM60 226H61V224H60ZM122 226H124L125 228L122 229ZM92 227H94V226H92ZM259 227L261 229V226H259ZM263 228L261 229V231L263 230ZM63 229H65V228H63ZM61 230H62V228H61ZM65 231H66V233L68 231V235H66V233H63V230H62V232L58 231V233H56V236H58L59 238H61V236H62V241L64 243L66 241H68L64 245H62V247H67V246L71 247L77 241L80 242L82 239H85V238H82L79 236V234L84 235L86 232L85 230L75 231L73 229H69V230L65 229ZM75 232H78L79 234L75 235ZM194 232H196V231H194ZM167 234L168 233H166V231L162 232V235H167ZM63 236H66L64 238V240H63ZM129 236H131V239L133 238V243H132L133 245L141 246L142 237H140L139 232L130 233ZM129 236L127 237L128 239L123 237V236L122 237L125 238L126 240H129V238H130ZM198 236H199V234H198ZM119 237H120V235H119ZM156 237L160 238V241L156 240ZM18 238H19V235H18ZM30 239H31V243H29V244L33 247L27 248L24 254H27V255L35 254V256H33V258L31 259L32 262L27 263V264H43V262L46 260V258L38 257L36 254L37 253L40 254V252H45L47 250L43 248L42 243H38V242L34 241L32 236L30 237ZM40 239L45 240L43 238H40ZM23 241H24V238H20V242H23ZM95 241H97V242H94V245H99V244L101 245L100 239H97ZM131 242L129 244H131ZM142 242H144V241H142ZM193 242L194 241L192 239L190 244H193ZM170 243H171V245H169ZM111 244H113V243H111ZM113 245L116 246L115 244H113ZM13 246L20 248V246L18 244L15 245V243H13ZM156 246H158V245H156ZM161 246H159V248ZM144 247H145V245H144ZM74 249H72V252H74ZM90 249H91V247L88 244H85V245L79 244L77 246V248L75 249L76 256H78V260L76 258V261H74L71 264H81V263L86 262L87 257L84 255L86 253H89ZM31 250H32V252H31ZM69 250H71V249H69ZM106 250H105L106 254L104 256L99 255V253H98V257H97V255H96L97 253L94 252L95 255H92L93 257H91V258H93L92 264H104V263H106V261L110 257L108 254H110V251H112V248L109 247L108 251H106ZM169 250H171V249H169ZM0 251H2V248ZM13 251L19 252L16 250H13ZM155 258L156 259L154 261L160 262V260H159L160 255L159 254H157ZM186 258H188V259L186 260ZM5 260H9V259L6 258ZM74 260H75V258H74ZM34 261H36V262L34 263ZM52 261L58 262V260H56V259H53ZM10 263L11 264H20L17 261H11V260H10ZM0 264H4V263H2L0 260Z\"/></svg>",
  "mask_w": 264,
  "mask_h": 264
}]
</instances>
